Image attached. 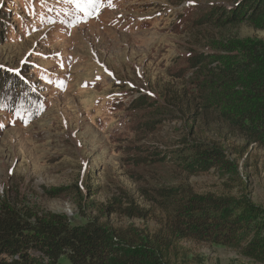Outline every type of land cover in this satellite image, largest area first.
I'll list each match as a JSON object with an SVG mask.
<instances>
[{
	"label": "rangeland",
	"instance_id": "1",
	"mask_svg": "<svg viewBox=\"0 0 264 264\" xmlns=\"http://www.w3.org/2000/svg\"><path fill=\"white\" fill-rule=\"evenodd\" d=\"M212 3L236 5L0 0V203L61 213L76 224L96 216L152 232L162 218L144 190L188 186L198 194L246 195L264 208V148L247 145L231 119L249 101L233 72L218 69L237 60L238 51L225 47L264 40V31L245 22L201 23ZM13 81H23V97L40 104L29 119L4 102ZM169 89L192 100L170 108ZM185 139L220 144L231 168L194 174L163 159ZM114 198L151 212L139 219L91 208ZM169 253L172 264H261L232 247L191 239ZM61 263L69 264L65 257Z\"/></svg>",
	"mask_w": 264,
	"mask_h": 264
},
{
	"label": "trees",
	"instance_id": "2",
	"mask_svg": "<svg viewBox=\"0 0 264 264\" xmlns=\"http://www.w3.org/2000/svg\"><path fill=\"white\" fill-rule=\"evenodd\" d=\"M235 4L232 8L222 3L209 4L210 10L201 23L226 26L245 22L264 31V0H235ZM3 23L7 22L3 20ZM3 28L0 26V35ZM235 50L238 51L237 60L232 68L224 65L218 69L233 72L234 76L229 77L236 76L235 83L243 88L249 102L231 119L247 138V145L257 144L264 148V40L224 48L230 53ZM11 87L2 95L4 102L10 104L12 112L21 109V113H27L29 119L30 110L35 111L40 104L34 102L31 95L23 97L28 87L23 81H13ZM9 91L14 94L11 99ZM165 100L170 108L182 109L183 102L192 99L184 90L169 89ZM164 157L194 174L211 168H231V162L218 143L185 139ZM144 195L162 218L153 232L134 225L111 226L99 222L96 216L76 224L61 213H37L31 208L23 209L2 201L0 264H62L64 257L69 264H172L170 250L185 239L229 246L242 256L264 264V208L250 197L198 194L188 186L144 190ZM90 200L92 197L85 199ZM124 201L114 198L110 205L91 208L96 213L122 214L130 218L149 216L150 208L130 198Z\"/></svg>",
	"mask_w": 264,
	"mask_h": 264
},
{
	"label": "snow or ice",
	"instance_id": "3",
	"mask_svg": "<svg viewBox=\"0 0 264 264\" xmlns=\"http://www.w3.org/2000/svg\"><path fill=\"white\" fill-rule=\"evenodd\" d=\"M190 2H192V0H190ZM79 7V5H77ZM111 6V5H110Z\"/></svg>",
	"mask_w": 264,
	"mask_h": 264
}]
</instances>
